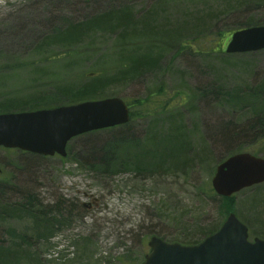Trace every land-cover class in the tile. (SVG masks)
<instances>
[{
    "label": "rangeland",
    "instance_id": "obj_1",
    "mask_svg": "<svg viewBox=\"0 0 264 264\" xmlns=\"http://www.w3.org/2000/svg\"><path fill=\"white\" fill-rule=\"evenodd\" d=\"M113 10L128 13L113 15L131 22L124 34L61 38ZM251 18L264 22V0H0V107L74 104L94 71L108 78L101 96L136 111L149 101L127 127L74 138L65 157L0 148V264H142L153 235L198 241L230 212L264 239V183L229 200L212 186L229 155L264 158V49L225 52Z\"/></svg>",
    "mask_w": 264,
    "mask_h": 264
},
{
    "label": "water",
    "instance_id": "obj_2",
    "mask_svg": "<svg viewBox=\"0 0 264 264\" xmlns=\"http://www.w3.org/2000/svg\"><path fill=\"white\" fill-rule=\"evenodd\" d=\"M264 49V25L235 31L227 53ZM130 107L118 96L90 99L70 105L0 113V147L66 156L70 140L94 130L128 123ZM2 169L0 168V174ZM214 190L230 197L264 183V158L248 152L234 154L216 168ZM152 250L142 264H264V239L249 240V229L234 212L221 228L195 245L168 242L153 236Z\"/></svg>",
    "mask_w": 264,
    "mask_h": 264
},
{
    "label": "trees",
    "instance_id": "obj_3",
    "mask_svg": "<svg viewBox=\"0 0 264 264\" xmlns=\"http://www.w3.org/2000/svg\"><path fill=\"white\" fill-rule=\"evenodd\" d=\"M116 13H113L115 12ZM128 13L122 12V11H117V10H113V11H109L103 15H101L100 17H96L93 18V20L91 19L90 21H87L86 23L83 24H69L68 26H66L62 31H61V38H65V39H73L76 38L78 36H84L86 34V32H89L92 28H96L97 26H103V27H108L111 28V30H115L116 28L118 29H123L121 34H124L126 31L129 30V27L131 26V22L130 21H123L122 19H115L114 16L122 18L125 17ZM114 15V16H113ZM264 22H258V21H254L253 18H251L249 21H247L245 24H242L240 28L243 27H249V26H253V25H263ZM124 32V33H123ZM179 39V37H178ZM182 44H184V42L182 41L181 44H179L178 46V50H182V49H186L187 46H183ZM156 59L153 58H137V60L132 63L131 65H129L127 67V69L133 71L134 73H143L144 71H146L147 69V64L148 63H153ZM95 72V71H94ZM94 72H91V78L89 80V82L85 83V85L78 91V94L73 95L72 97V102H81V101H85V100H90V99H97V98H104L105 96H101V92L106 88L107 86V80L108 78L106 77V75L104 77H98L97 74H95ZM161 87H163V85H161ZM66 92H64L63 94H65ZM107 97V96H106ZM151 99V97H150ZM146 99H141V98H137L135 100V102H137L139 104V106H142L143 109L136 111L134 110L131 106L132 103H129L127 100V103L129 104L130 108H131V120L138 118L139 116H143L145 114H147V109L148 108V104L145 102H149V101H145ZM145 101V102H144ZM69 103L67 102H60L58 104H51V105H40L38 102H35L31 105H22L21 107H14V105H12L11 101L10 103L3 105L2 107H0V113L3 112H11V111H24V110H35V109H39V108H44V107H53V106H57V105H62V104H67ZM134 104V102H133ZM174 115H172L173 117ZM171 124V122H170ZM128 124L119 126V127H113V128H109V129H117V128H123V127H127ZM96 132V131H94ZM93 132H90L89 134H91ZM88 134V133H87ZM121 136L124 135L120 134ZM227 140V139H226ZM228 141V140H227ZM95 151L93 149H91L90 152H88V159H92V157H94V153ZM102 157V159H100ZM95 160L99 161V165L101 166L102 162L105 159L109 160V158H107L106 154H104V156H95L94 158ZM88 163V162H87ZM91 163V162H90ZM89 164V163H88ZM91 165V164H90ZM182 168H177L176 170L179 169V171H183L187 168L185 163H181ZM232 197H220L221 200L224 199H231ZM224 222L223 218L220 219V221L218 223H212L210 225H208V227H205L203 229H198V234L201 233V238L198 241H193V240H185V242H183V244H197L200 241H202L206 236L214 233L215 231H217L222 223ZM164 238V237H163Z\"/></svg>",
    "mask_w": 264,
    "mask_h": 264
}]
</instances>
